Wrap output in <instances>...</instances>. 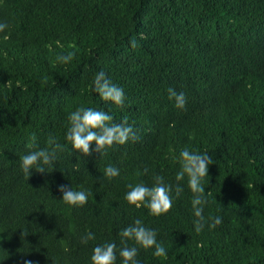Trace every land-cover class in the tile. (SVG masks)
Here are the masks:
<instances>
[{"label":"trees","instance_id":"obj_1","mask_svg":"<svg viewBox=\"0 0 264 264\" xmlns=\"http://www.w3.org/2000/svg\"><path fill=\"white\" fill-rule=\"evenodd\" d=\"M0 21V264H90L113 241L120 264L118 233L136 218L167 249H140L141 264H264V0H0ZM67 52L72 61L57 62ZM101 70L124 88L123 105L92 90ZM81 106L127 119L139 139L88 155L69 146L50 172L25 177L20 158L50 136L66 144ZM183 148L212 156L214 229L194 232L187 188L159 217L124 201L128 184H175ZM108 165L120 174L105 178ZM59 185L87 191V203L65 204Z\"/></svg>","mask_w":264,"mask_h":264},{"label":"clouds","instance_id":"obj_2","mask_svg":"<svg viewBox=\"0 0 264 264\" xmlns=\"http://www.w3.org/2000/svg\"><path fill=\"white\" fill-rule=\"evenodd\" d=\"M8 24L0 21V32H5ZM134 45V42H133ZM73 52H67L57 56V62L67 64L72 61ZM92 90L98 95L101 102H111L114 106H121L125 102L123 87L111 82L106 73L101 70L95 73L92 82ZM169 100H174L177 109H184L186 96L184 92H177L174 88L167 89ZM139 137L133 131V126L124 119L120 122L114 120V116L102 107H78L68 114V126L64 133L66 144H61L54 137H49L46 147H35L20 158L19 168L25 177L31 175V169L38 172H50L56 163L58 152L69 148L72 153L79 152L88 155L90 150L100 153L102 150L112 148L114 145H124L130 140ZM94 145V147H93ZM179 169L175 173V184L166 182L162 176H155L151 186L143 182L134 185L128 184V191L124 194V201L135 208L145 207L148 215L159 217L168 212L173 206V201L187 188L191 193L190 209L192 213V227L194 232L200 233L207 227L209 230L222 223L221 215H204L207 204L204 178L208 177V166L213 163L212 156L208 152L190 151L188 148L180 150L178 155ZM120 174L119 168L108 165L104 169V177L112 179ZM61 193V200L72 207H82L87 203L88 192L74 190L70 185H59L57 189ZM120 243L118 254L120 264H141L137 259L140 249H151L156 257H166L167 249L163 243L157 240V231L136 218L128 226L118 233ZM95 238L91 231L82 236V241L87 243ZM128 241H132L131 246ZM117 244L104 242L97 244L92 249L90 264H116ZM24 264H33L31 260H25Z\"/></svg>","mask_w":264,"mask_h":264}]
</instances>
